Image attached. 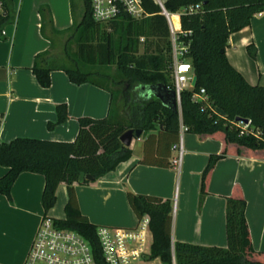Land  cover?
<instances>
[{"label":"trees","instance_id":"1","mask_svg":"<svg viewBox=\"0 0 264 264\" xmlns=\"http://www.w3.org/2000/svg\"><path fill=\"white\" fill-rule=\"evenodd\" d=\"M4 1L8 19L11 17L10 3ZM84 3L83 19L63 48L69 64H59L58 55L47 52L36 57L32 70L43 87H50L51 72L61 69L75 84L89 83L107 90L111 94L109 115L100 119L79 118L74 141L22 136L8 142L0 141V165L8 168L0 176V194L12 202L13 185L21 173L42 174L45 177L42 204L48 212L57 201L58 187L66 185V217L56 219L57 223L77 230L97 247L99 225L91 223L81 213L76 186L81 184L82 172L95 176L94 181L86 180L82 184H92L132 156L133 150L121 140L126 131L142 130L144 156L140 163L159 167L171 166L172 147L180 139L182 125L187 127L186 132L197 134L200 139H218L222 149L209 157L202 173L201 200L208 193L212 170L218 160L229 154L264 158V86L251 84L226 55L230 35L248 26L255 14L264 11V0H167L164 3L169 13L181 16L183 33L179 34V41L189 46L184 58L191 62L198 76L196 87L182 91L181 109L177 111L163 105L155 95L144 92L146 86L157 83L174 87L168 82L163 55L164 48L172 50V34L161 5L155 0H142L147 16L136 20L124 14L108 23L112 29L122 32L123 41L116 45L107 32L101 33L102 39L91 40L99 36L103 27L93 18L91 0H84ZM196 4L200 5L197 11L187 10ZM50 26L52 33L59 34L51 17ZM186 32L191 34L186 35ZM141 35L147 37L142 54ZM72 42L76 43L74 51L70 48ZM248 51L256 57L253 44L248 46ZM113 65L117 66L119 75L102 69ZM119 78L141 83L138 93L127 95L126 120L119 117L118 94L111 87L121 84ZM203 88L206 94L196 97ZM57 112L58 120L49 123V128L69 118L65 104L59 105ZM237 117L251 120V127L259 132L242 133ZM128 199L138 218L144 215L150 218L153 236L150 259L159 258L164 264H173L174 259L176 264H264V252L253 247L245 215L247 200L239 185L227 196V247L173 242L174 201L170 198L129 190Z\"/></svg>","mask_w":264,"mask_h":264},{"label":"crops","instance_id":"2","mask_svg":"<svg viewBox=\"0 0 264 264\" xmlns=\"http://www.w3.org/2000/svg\"><path fill=\"white\" fill-rule=\"evenodd\" d=\"M155 1L164 4L167 0ZM8 2L11 17L7 19L5 37L0 38V141L21 136L74 141L79 118L100 119L109 115L111 94L89 83H73L61 69L53 70L51 86L43 87L32 68L38 55L54 53L61 43L65 47L83 19L84 0ZM171 15L178 16L179 21L174 24L181 32L180 14ZM50 17L59 34L52 33ZM250 44L256 47L255 58L248 51ZM226 55L251 84L264 86V11L230 35ZM62 104L67 106L69 118L49 128V123L57 122V107ZM143 139H133L132 156L115 170L99 177L94 184L76 186L80 211L91 223L135 227L139 218L129 203L131 190L174 201L173 242L227 247V196L239 185L247 200L245 215L253 247L264 252V158L235 154L221 158L212 170L208 193L201 200L202 173L209 157L220 153L222 143L216 138L200 139L197 134L184 132L183 160L176 168L140 163L144 156ZM7 170L0 165V176ZM44 187L42 174L23 172L13 185L12 202L0 194V264H24L43 217H66V185L58 187L57 201L48 212L42 204ZM141 264L164 263L159 258H149Z\"/></svg>","mask_w":264,"mask_h":264},{"label":"built area","instance_id":"3","mask_svg":"<svg viewBox=\"0 0 264 264\" xmlns=\"http://www.w3.org/2000/svg\"><path fill=\"white\" fill-rule=\"evenodd\" d=\"M162 8L164 4L159 3ZM200 5H191L187 10L195 12ZM92 15L95 21L110 23L127 14L133 18L147 16L142 0H91ZM168 12V11H167ZM7 8L4 0H0V38L6 35ZM168 12L167 19L173 39L174 73L173 89L176 92L179 109H181V93L191 88L194 69L191 62L184 58L189 46L179 41V34ZM190 35L191 32H186ZM180 43V44H179ZM205 89H201L196 97H203ZM242 133L257 134L259 131L248 123L240 121ZM187 127L181 126V135L172 149L176 155L171 159V165L179 168L182 164L184 147L183 133ZM150 218L144 215L138 219L135 227H115L100 225L97 227L98 246L77 230L63 227L55 218L44 216L33 238L24 264H141L150 258L152 235ZM173 264H176L175 259Z\"/></svg>","mask_w":264,"mask_h":264},{"label":"rangeland","instance_id":"4","mask_svg":"<svg viewBox=\"0 0 264 264\" xmlns=\"http://www.w3.org/2000/svg\"><path fill=\"white\" fill-rule=\"evenodd\" d=\"M144 17L145 16H143L142 18H144ZM142 18H134V19L140 20ZM102 27L103 28H100L99 36H97V37L94 36V38H91L92 41H95L97 39H102L103 38V35L101 34L102 32H107L108 34H110V36L112 38V41L116 45L120 44V42L123 41V36H122V32H121L120 29L119 30L112 29V27H110V24H108V23H102ZM140 41L142 43L141 48H140V54H142V51L144 49L143 44L145 43V41H147L146 35H141L140 36ZM171 43H172V50L169 51L167 48H164L163 55H165L166 62H167L168 82L171 83L172 85H174V83H173L174 50H173V39H172V37H171ZM70 48H71L72 51H74L75 48H76V43L72 42L70 44ZM63 52H64V49H63L62 43L59 44L54 49V53L58 55L59 64H69L68 60H66L64 58ZM171 60L173 62H171ZM102 69H104L106 71H109V73H111V74H118V70H117V66L116 65H113V66H111L108 69L107 68H102ZM119 79H121V84L112 85L111 87L118 94V96H117L118 97V99H117V110H118L119 117L121 119H123V120H126L127 117H126V113H125V107H126L127 95H129L131 93L133 94V92L134 93H138L139 92V88L141 86V83L138 82V81H131L130 79H124V78H119ZM94 183H96V181ZM94 183H92V184H94ZM64 216H65V214H64ZM151 235H152V233H151ZM152 241H153V236H152Z\"/></svg>","mask_w":264,"mask_h":264},{"label":"water","instance_id":"5","mask_svg":"<svg viewBox=\"0 0 264 264\" xmlns=\"http://www.w3.org/2000/svg\"><path fill=\"white\" fill-rule=\"evenodd\" d=\"M162 9H163V14L167 16L168 13L167 10L165 8ZM197 82H198V76L194 75L191 82V88L196 87ZM144 92L145 95H149V94L155 95L161 100L163 105L167 106L170 109L177 111L179 108L175 90L167 87V85L163 83L148 85L144 88ZM219 111L224 114V111L222 109H219ZM236 120L239 122L243 121L245 123L249 122V119H243L241 117H237ZM141 133H142L141 129H137L136 131L134 129H130L122 135L121 140L125 145L130 146L133 139L140 138ZM86 180L94 181L95 176L82 172L80 174L79 182L83 183Z\"/></svg>","mask_w":264,"mask_h":264},{"label":"bare ground","instance_id":"6","mask_svg":"<svg viewBox=\"0 0 264 264\" xmlns=\"http://www.w3.org/2000/svg\"><path fill=\"white\" fill-rule=\"evenodd\" d=\"M171 19H172L173 23H178V21H179L178 16H172Z\"/></svg>","mask_w":264,"mask_h":264}]
</instances>
